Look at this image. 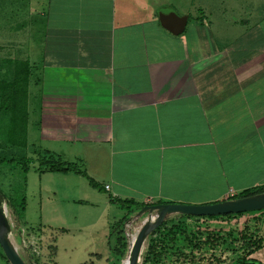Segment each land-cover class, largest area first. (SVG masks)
<instances>
[{"label":"crops","instance_id":"1","mask_svg":"<svg viewBox=\"0 0 264 264\" xmlns=\"http://www.w3.org/2000/svg\"><path fill=\"white\" fill-rule=\"evenodd\" d=\"M117 8L48 0L31 10L44 21L37 52L28 44L23 57L37 68L28 140L33 122L40 148L99 184L107 208L110 197L211 204L264 185V25L214 47L204 16L190 40L160 25L161 13L179 16L173 7L147 18ZM56 175L65 191L81 185ZM248 259L264 264V246Z\"/></svg>","mask_w":264,"mask_h":264},{"label":"rangeland","instance_id":"2","mask_svg":"<svg viewBox=\"0 0 264 264\" xmlns=\"http://www.w3.org/2000/svg\"><path fill=\"white\" fill-rule=\"evenodd\" d=\"M115 1L118 11L123 8L137 10L146 18L158 7H173L179 16L189 18L182 36L190 40L193 36L191 26L204 16L208 27L203 30L208 43L214 47L237 41L247 27L264 25V0ZM46 4L48 6V0H0V60L25 58L28 53L25 46L28 44L37 52L44 20L30 12L43 9ZM144 4L147 9H144ZM25 22L37 25L30 32L28 26L23 25ZM34 39L36 43L32 42ZM36 134L32 122L25 154L34 160V164L27 173L18 163L0 165V190L3 194L16 201L26 198V210L22 215L24 225L20 227L22 240L19 243L12 237L18 252L25 261L33 264H113L112 248L118 236L114 227L126 212L115 204L107 208L108 194L93 188L86 178L80 177L78 189L65 191L61 187H67L70 182L65 183L56 173L37 171L40 162L49 161V157L45 158V151L35 142ZM54 159L56 157H52L51 161ZM70 198L77 201L72 202ZM6 211L10 222H14L13 209L8 207ZM146 218L147 214L133 225V237ZM63 227H68L69 232L61 234ZM0 264H7L1 256Z\"/></svg>","mask_w":264,"mask_h":264},{"label":"trees","instance_id":"3","mask_svg":"<svg viewBox=\"0 0 264 264\" xmlns=\"http://www.w3.org/2000/svg\"><path fill=\"white\" fill-rule=\"evenodd\" d=\"M36 69L29 59L22 56L0 60V165L18 163L26 173L34 164L33 159L26 157L25 151L28 148V91ZM44 153L49 161L40 162V166L36 168L40 173H74L88 179L93 188L103 191L77 165L65 163L50 152ZM52 157L56 159L51 161ZM0 193L4 199L5 210L8 207L13 209L14 222H10L7 211L6 214L12 237L20 241L26 198L16 201L1 190ZM259 194H264V185L245 190L228 200ZM110 201L126 212L114 227L118 236L116 245L112 248L113 264H120L126 258L128 250L125 225L133 215L150 205L111 197ZM164 203L169 202L155 204ZM263 221L264 210L216 217L175 215L166 219L149 236L148 249L141 264H258L248 257L264 246ZM0 256L10 264L1 246ZM20 256L24 260L21 254Z\"/></svg>","mask_w":264,"mask_h":264},{"label":"water","instance_id":"4","mask_svg":"<svg viewBox=\"0 0 264 264\" xmlns=\"http://www.w3.org/2000/svg\"><path fill=\"white\" fill-rule=\"evenodd\" d=\"M187 16H178L175 13L159 15V23L166 31L174 36L182 35L188 25ZM264 210V194L235 200H224L211 204H186L164 203L146 206L133 215L125 225L124 233L129 230L145 214L147 218L143 222L136 236H126L128 250L127 256L122 261L127 264H141L144 246L149 236L159 228L168 218L175 215H187L195 217H216ZM0 246L10 264H26L16 249L10 230V222L4 208V199L0 193Z\"/></svg>","mask_w":264,"mask_h":264},{"label":"built area","instance_id":"5","mask_svg":"<svg viewBox=\"0 0 264 264\" xmlns=\"http://www.w3.org/2000/svg\"><path fill=\"white\" fill-rule=\"evenodd\" d=\"M109 189H110V187L109 186H106L105 187V190L106 191H109ZM144 203H146V204H148V205H153V204H155V202L152 200V199H147ZM132 227H133V225H131L130 227H129V230H127L126 231V234L125 235H127V236H132L133 237V232H132ZM22 231V230H21ZM136 236V235H135ZM30 238H33V239H35L34 237H30ZM21 240H22V232H21V235H20V241H17V242H21ZM13 242H14V240H13ZM14 245H15V247H16V249L19 251V249L17 248V246H16V244L14 243ZM147 249H148V242H146V244H145V246H144V250H143V257H144V255H145V253L147 252ZM145 251V252H144ZM33 258V257H32ZM143 259V258H142ZM33 264V263H32Z\"/></svg>","mask_w":264,"mask_h":264},{"label":"bare ground","instance_id":"6","mask_svg":"<svg viewBox=\"0 0 264 264\" xmlns=\"http://www.w3.org/2000/svg\"><path fill=\"white\" fill-rule=\"evenodd\" d=\"M124 264H127L126 262Z\"/></svg>","mask_w":264,"mask_h":264}]
</instances>
